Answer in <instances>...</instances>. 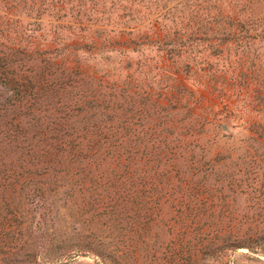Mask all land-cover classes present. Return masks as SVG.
Masks as SVG:
<instances>
[{"label": "rangeland", "instance_id": "1", "mask_svg": "<svg viewBox=\"0 0 264 264\" xmlns=\"http://www.w3.org/2000/svg\"><path fill=\"white\" fill-rule=\"evenodd\" d=\"M229 1H225L227 9L233 6ZM190 3L170 0L162 13L145 20L117 9L104 15L93 12L96 16L83 24H73L70 13L54 21L44 19L42 25L21 19L30 23V33L36 30L29 34L31 38L55 49L60 41L69 42L77 50L72 59L78 58L86 73L90 70L102 97L78 104L75 115L79 113V121L86 122L82 127L99 122L97 135L103 141H117V152L131 161L126 178L122 167L126 160L117 164L110 154L101 157L105 167L98 181L100 202L95 206L96 189L88 185L65 203L48 201L44 211L37 209L35 183L15 177L22 176L21 169L17 167L13 176L1 169L0 264H105L95 251L119 257L117 264H264V89L245 71L234 82L230 76L221 79L224 73L217 79L200 72L192 58L183 64L190 69L177 68L175 42L180 41L169 33L187 23ZM144 5L141 2L135 8L143 12ZM48 31L58 42H48L50 38L44 42ZM224 47L213 50L217 61L221 59L217 49ZM252 48L263 56L264 40L256 37ZM191 52L199 56L198 49ZM234 59L227 69H235ZM245 80L250 81L245 84ZM124 82L130 99H114L113 89L122 93ZM96 104L101 107L97 115L90 110ZM145 105L152 108L149 116L157 120L136 132L135 125L141 121L135 113ZM125 111H134L127 114L131 128L113 130ZM112 118L115 122L109 121ZM90 130L80 134L89 135ZM128 138L133 146L126 144ZM111 146L104 148L112 150ZM40 161L35 165L47 166ZM22 164L33 172L32 161ZM108 180L112 184L103 187L102 181ZM60 184L64 189H59V197L68 187L65 180ZM109 195L116 210L114 227L107 218ZM75 206H79L80 221L73 214ZM55 230L67 233L69 247L51 241ZM198 234L213 239L216 248H196ZM89 242L95 245L72 247ZM230 246L246 248H225ZM180 247L188 253L177 252ZM79 249L91 252L66 263L62 255Z\"/></svg>", "mask_w": 264, "mask_h": 264}, {"label": "trees", "instance_id": "2", "mask_svg": "<svg viewBox=\"0 0 264 264\" xmlns=\"http://www.w3.org/2000/svg\"><path fill=\"white\" fill-rule=\"evenodd\" d=\"M169 1L0 0V170L6 169L11 174L9 176H13L14 170L18 167L22 170V176L16 172L15 177L18 176L26 180L24 183L32 181L35 183V195L38 198L37 209L46 210L45 206L49 204L48 201L57 203V200L65 203L74 194L85 191V187L88 185L96 189L93 196L95 206L97 200L100 202L101 195L97 193L100 187L98 181L102 180V169L105 167L101 163V157L104 154H110V159L116 161L117 164H123V161L126 160L127 164L122 165L123 175L126 178L131 160H129L130 156L126 159V156L123 158L124 155L117 152L119 149L117 141H112L114 145L111 146V141L108 139L103 141L97 135L99 122L82 127L86 122L79 121L77 117L79 113L75 115L78 104L87 99L99 100L102 97L97 89L98 81L91 76L90 70L87 68L89 74L86 73L83 70L82 62L78 58L75 61L72 59L74 56L77 57V50L69 42L60 41L58 43L60 47L55 49L49 47L47 43L31 38L32 35L29 34H34L33 32L36 30L30 33L31 31L28 29L30 23H24L21 19H33L34 22L42 25L44 19L54 21L53 19L67 17L66 15L70 13L73 24H83L85 21L90 22L91 17L96 16L92 15L93 12L104 15L108 10L117 9L126 11L127 14L132 13V16L137 13V17L145 20L157 13H162L163 5ZM225 1L191 0L190 15L186 16L187 23L180 29H174L171 34L169 33V37L176 36L180 41L175 42L179 47L175 64L179 70L180 68L182 70L183 68L190 69L189 64L186 66L183 64L188 58H192L196 68L201 70L200 72L203 71L215 78L224 73L221 79H224V76H230L233 82L245 71L252 76L257 86L264 89V55L259 57L260 51L256 52L252 48L256 37L264 40V0H258V2L257 0H244L242 6L236 0H230L229 3H233V6L228 8L229 10L225 8ZM252 1L255 4L254 7H252ZM141 2L145 4L143 12L135 8ZM258 4L260 6L256 7ZM94 20L98 21V19ZM174 21L178 22L176 18ZM179 23L181 24V22ZM48 32L44 42H47L48 38H50L48 42H58L51 31ZM74 41L76 44L79 43L77 39ZM223 45L226 46L224 49H217L220 50L219 55L221 56L220 61H217L214 58L216 54L213 55L215 52L213 50L215 47L220 48ZM194 48L198 49L199 56H191V50ZM63 51L66 52L63 54ZM232 56L235 58L233 61L236 62L233 71L231 67L227 69V63L232 62ZM73 61L74 63H72ZM220 63L221 67H219ZM85 78H88L89 81ZM248 81L250 80H245V84ZM123 84L125 90L123 89L122 93H118L121 92L120 90L113 89L115 90L113 92H116L112 96L114 99L118 97L130 99L127 95L129 90H127L126 82ZM233 87H235L234 84ZM100 108L96 104V106L90 107V110L97 115ZM111 110L117 111L115 108ZM129 112L134 113V111H125L123 120L116 121L113 130L117 128L127 132L131 128L130 117H127ZM151 112L152 108L148 105L136 110L135 116L141 121L135 125L136 132L138 130L143 132V129L149 127L150 124L153 125L157 120L149 116ZM159 118L164 119L163 117ZM109 121L115 122L113 118ZM88 129H91L87 133L89 135L80 134L81 131ZM85 139H87L86 144ZM125 140L126 144L133 146L132 139L131 142L129 138ZM139 144H142V141ZM39 145L42 148L37 152L36 148ZM106 146H111L112 150H106L104 148ZM103 150L108 153L102 152ZM14 154L15 157L12 159ZM41 158L42 162L47 165L46 167L35 165V163L41 162ZM29 161H32L34 167L32 173L22 164ZM7 162H9L8 166H6ZM107 167L109 168V166ZM64 180L68 187L60 193L59 197V189L63 186L60 183ZM102 182L103 187L112 184L110 180ZM70 192L72 194L69 195ZM106 204L109 226L114 227L112 218H114L116 210H114L113 198L110 195ZM73 210H75L74 216L80 221L79 206H75ZM54 217L51 216V220H54ZM95 218H91L90 222H94ZM197 236L199 245L196 248L205 249V251L216 248L213 247L216 245L213 243V239L204 234ZM52 237L51 241L54 244L57 243L58 247H69L67 233L55 230ZM94 245L93 242H89L88 245L77 243L72 247H93ZM96 247H105V245L96 244ZM225 248L235 251L246 247L230 246ZM86 252L91 251L79 249L67 252L68 255L64 253L62 256L67 263L78 254ZM95 252L105 264H117L119 261V257L115 255ZM177 252L182 255L188 253L185 252L184 247H180ZM192 253L194 261L197 262L198 251H192Z\"/></svg>", "mask_w": 264, "mask_h": 264}]
</instances>
